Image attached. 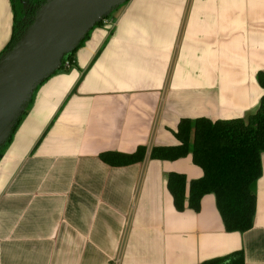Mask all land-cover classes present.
<instances>
[{
  "label": "crops",
  "instance_id": "1",
  "mask_svg": "<svg viewBox=\"0 0 264 264\" xmlns=\"http://www.w3.org/2000/svg\"><path fill=\"white\" fill-rule=\"evenodd\" d=\"M107 19L36 88L1 150L0 264H198L238 250L264 264V152L244 232L224 229L212 193L198 211L174 207L168 174L203 175L190 154L149 156L178 143L181 118L257 110L264 0H128ZM12 29L0 0V53ZM138 146V163L99 157Z\"/></svg>",
  "mask_w": 264,
  "mask_h": 264
},
{
  "label": "trees",
  "instance_id": "2",
  "mask_svg": "<svg viewBox=\"0 0 264 264\" xmlns=\"http://www.w3.org/2000/svg\"><path fill=\"white\" fill-rule=\"evenodd\" d=\"M9 1L13 13V29L11 38L1 53L16 41L28 25L36 7L45 0ZM24 2L26 8H23ZM111 15L112 13L106 18ZM101 23L102 21L94 27ZM90 31L79 45L63 58L59 70H67L73 65V55L88 38ZM66 61L68 66L65 65ZM256 79L263 93L254 113L245 118L232 119L181 118L174 132L178 143L154 146L149 154L151 159L162 160H176L190 154L193 163L202 169L203 175L187 181L184 174H168L167 188L172 195L174 207L181 211L188 206L198 211L201 198L212 193L224 229L228 232H244L250 229L256 210V182L262 173L261 153L264 152V71H258ZM31 99L6 142L10 140ZM4 145L0 147V156ZM145 153L146 148L138 146L131 153L102 152L99 157L108 165L124 166L142 161ZM198 264H244V256L243 252L238 250Z\"/></svg>",
  "mask_w": 264,
  "mask_h": 264
},
{
  "label": "water",
  "instance_id": "3",
  "mask_svg": "<svg viewBox=\"0 0 264 264\" xmlns=\"http://www.w3.org/2000/svg\"><path fill=\"white\" fill-rule=\"evenodd\" d=\"M127 0H45L0 54V147L36 87L54 74L85 35ZM26 8V3H23Z\"/></svg>",
  "mask_w": 264,
  "mask_h": 264
},
{
  "label": "built area",
  "instance_id": "4",
  "mask_svg": "<svg viewBox=\"0 0 264 264\" xmlns=\"http://www.w3.org/2000/svg\"><path fill=\"white\" fill-rule=\"evenodd\" d=\"M102 23H103V24H104V23H105V24H108V23H110V21L106 18V19L102 20ZM65 65L68 66V62H67V61L65 62Z\"/></svg>",
  "mask_w": 264,
  "mask_h": 264
},
{
  "label": "rangeland",
  "instance_id": "5",
  "mask_svg": "<svg viewBox=\"0 0 264 264\" xmlns=\"http://www.w3.org/2000/svg\"><path fill=\"white\" fill-rule=\"evenodd\" d=\"M114 12V11H113ZM113 12H112V14H113ZM68 70V69H67ZM59 71V70H58ZM61 71V70H60Z\"/></svg>",
  "mask_w": 264,
  "mask_h": 264
}]
</instances>
